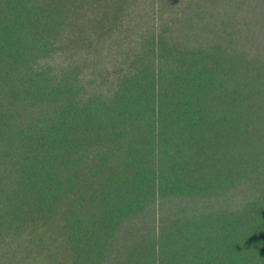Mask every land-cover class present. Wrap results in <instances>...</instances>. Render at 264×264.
<instances>
[{
  "label": "trees",
  "instance_id": "1",
  "mask_svg": "<svg viewBox=\"0 0 264 264\" xmlns=\"http://www.w3.org/2000/svg\"><path fill=\"white\" fill-rule=\"evenodd\" d=\"M0 264H264V0H0Z\"/></svg>",
  "mask_w": 264,
  "mask_h": 264
}]
</instances>
